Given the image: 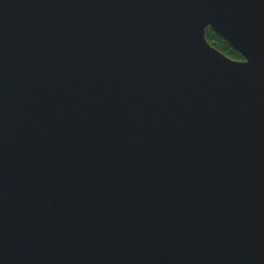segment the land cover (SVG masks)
Listing matches in <instances>:
<instances>
[{"label": "water", "instance_id": "95a60500", "mask_svg": "<svg viewBox=\"0 0 264 264\" xmlns=\"http://www.w3.org/2000/svg\"><path fill=\"white\" fill-rule=\"evenodd\" d=\"M0 264H264V0H0Z\"/></svg>", "mask_w": 264, "mask_h": 264}, {"label": "trees", "instance_id": "16d2710c", "mask_svg": "<svg viewBox=\"0 0 264 264\" xmlns=\"http://www.w3.org/2000/svg\"><path fill=\"white\" fill-rule=\"evenodd\" d=\"M205 38L212 47L217 49L229 59L234 61L243 60L241 55L237 51H235L224 38L214 33L209 27L205 30Z\"/></svg>", "mask_w": 264, "mask_h": 264}]
</instances>
